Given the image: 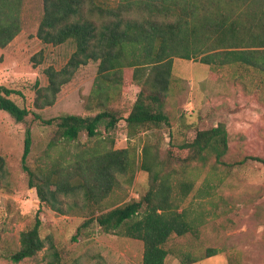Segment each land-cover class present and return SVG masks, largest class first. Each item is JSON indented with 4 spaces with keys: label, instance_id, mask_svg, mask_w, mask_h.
Here are the masks:
<instances>
[{
    "label": "rangeland",
    "instance_id": "1",
    "mask_svg": "<svg viewBox=\"0 0 264 264\" xmlns=\"http://www.w3.org/2000/svg\"><path fill=\"white\" fill-rule=\"evenodd\" d=\"M118 0H107L115 5ZM42 15V0H22L20 33L0 49V86L19 95L11 99L30 111L21 122L0 111V152L5 159L7 176L0 182V264H46L50 259L48 244L19 263L9 256L19 247V235L30 228L36 217L41 222L40 236L51 238L65 264H142V243L121 235L106 234L95 222L82 228L87 220L80 207L81 193L60 196L63 213L39 203L35 189L29 188L21 168L26 130L30 132V151L26 165L34 173L46 172L72 160L78 149H128L130 170L115 174L117 185L102 201L106 209L138 200L148 185V173L141 169L145 144L157 147L160 154L170 142L191 141L197 130L223 123L228 134V151L223 161L237 162L245 156L264 158V75L236 65L213 67L199 60L174 58L170 88L163 107L169 125L148 130L128 138L125 118L139 88L131 81V69H123L122 82L110 89L106 107L116 112L118 122L112 130L102 125L93 138L79 134L76 145L56 143L55 125H44L33 117L48 120L63 115L93 116L96 110L86 107L97 75V63L80 67L69 83L62 86L55 103L36 109L35 89L47 85L44 70L64 66L74 45L71 41L58 46L42 43L36 31ZM35 83H37L35 85ZM61 141V140H60ZM172 182L191 181V192L179 203L200 219L193 233L172 234L165 243V264H264V165L248 160L240 166L213 172L209 166L172 165ZM171 181V180H170ZM175 191H173L174 193ZM203 194H208L204 197ZM77 206L70 207L72 203ZM209 250L213 256L207 257ZM190 257V258H189Z\"/></svg>",
    "mask_w": 264,
    "mask_h": 264
},
{
    "label": "trees",
    "instance_id": "2",
    "mask_svg": "<svg viewBox=\"0 0 264 264\" xmlns=\"http://www.w3.org/2000/svg\"><path fill=\"white\" fill-rule=\"evenodd\" d=\"M22 0H0V49L6 47L21 30ZM36 37L44 44L58 46L71 41L74 51L59 70H44L47 85L35 89L33 106H52L62 86L76 71L89 63H97L94 87L86 107L97 111L93 116L63 115L43 120L55 125L57 140L76 145L81 132L88 138L98 133L100 125L112 130L118 122L116 112L109 110V88L121 85L123 69H131V81L139 90L125 118L126 134L132 138L141 132L169 125L163 107L167 97L174 58L199 60L203 65L222 67L236 65L264 75V0H42V15ZM37 83H35L36 85ZM12 95L19 92L0 86V111L16 122L23 121L30 111L16 104ZM61 140V141H60ZM30 132L26 130L21 155V168L35 189L39 203L63 213L60 196L81 193L80 207L86 211L87 228L95 222L106 234L120 233L141 241L142 264H165V243L174 234L193 233L200 219L179 203L191 192L193 183L172 182L176 168L198 164L214 170L230 169L248 160L264 165V158L245 156L233 163L223 161L228 151V134L223 123L197 130L191 141L170 142L165 153L145 144L141 169L148 173V185L138 200H131L110 209L102 201L116 184L115 174L130 170L128 149H78L72 160L53 166L46 172L34 173L26 165L30 151ZM6 163L0 152V182L7 176ZM171 180V181H170ZM173 191H175L173 193ZM206 197L208 194H203ZM77 206L72 203L70 207ZM41 222L19 235V247L9 256L13 263L32 258L48 244L50 259L46 264H65L51 238L40 236ZM209 250L207 257L213 256ZM190 258V257H189ZM183 264L193 259L182 257Z\"/></svg>",
    "mask_w": 264,
    "mask_h": 264
}]
</instances>
